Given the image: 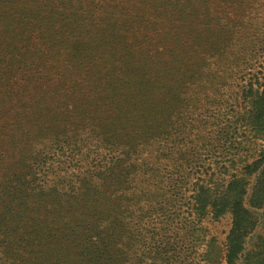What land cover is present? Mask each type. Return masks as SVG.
<instances>
[{"label": "trees", "instance_id": "obj_1", "mask_svg": "<svg viewBox=\"0 0 264 264\" xmlns=\"http://www.w3.org/2000/svg\"><path fill=\"white\" fill-rule=\"evenodd\" d=\"M9 2L0 143L35 126L49 147L0 175V264H264V0H138L116 21L114 0ZM84 13L97 34L75 37ZM78 43L71 88L49 62Z\"/></svg>", "mask_w": 264, "mask_h": 264}, {"label": "rangeland", "instance_id": "obj_2", "mask_svg": "<svg viewBox=\"0 0 264 264\" xmlns=\"http://www.w3.org/2000/svg\"><path fill=\"white\" fill-rule=\"evenodd\" d=\"M116 4H120L121 7L123 6V8L121 9L122 11H119V9L117 10L116 14L115 11L109 13L112 17H113V21H116L117 19L119 20H123V19H129L132 15L135 14V5L131 4V3H136L138 2V0H114ZM174 1V0H173ZM253 6L257 5L254 2H251ZM12 4L11 2L6 3L4 5H2L0 3V6L2 7L0 9V16L4 15L5 12V7L7 5ZM76 8L70 9L69 12H67V14H69V17H72V14H77V12L73 11ZM128 9L130 10L128 12ZM261 9L260 6H256L255 8H253V10H256L257 13H259L258 11ZM14 14V12H13ZM12 14V16H13ZM81 15V13H80ZM11 16V17H12ZM84 17L83 20L79 23V28L76 30L74 36L75 37H80V38H88L92 33L94 35H96V31L98 30V27L94 22H91V20H88L86 18V15L84 13L83 15ZM117 18V19H116ZM4 23V22H2ZM6 25V24H5ZM2 26H0L1 29ZM132 28V32L136 31L140 28H134V27H130ZM97 29V30H96ZM216 30V29H215ZM95 31V32H93ZM255 32V43H260L261 39H264V30L263 32H259V30H254ZM107 38H111V35H108ZM119 40V39H117ZM111 39H108L106 41H104V46L102 50H110L111 47L113 45H115L116 43H118L119 41H116L113 44H110L112 42H110ZM115 41V40H114ZM85 45V44H84ZM107 47H109L108 49H106ZM139 46H136L135 49H137ZM129 48V47H128ZM92 49L91 46H89V48L86 50L83 48V44L82 43H78L77 45H75V47H73V49H71L70 51H67V53L65 54V56H63L62 59L60 60H50L51 63L50 65H54L56 67H61L60 65L63 64L65 69H67V73L74 75V73H76V77L75 79L73 78V81L69 84L71 85L70 87L73 88L76 85L77 80L79 79V73L80 72H85L86 70L84 69L86 66H88V63L92 60V55L93 52H89ZM121 49V48H120ZM118 50V51H113L114 53V57H109V53L106 54V57L103 58L101 60V62L99 63L98 67L101 71V73H107L109 72L110 69L114 70L117 69V66L120 65V61H121V56H127L129 54L126 53L127 50H125V47L123 48V50ZM135 51V50H134ZM137 52V51H135ZM120 55V56H119ZM86 75V74H85ZM26 127L28 130L29 135L27 140H24L23 137L17 140H13V143L15 144V146H12L11 144L9 145H3L2 143H0V175H5L6 173H10L8 175H11V173L13 172H17L18 170L16 169L17 167H19V165L17 164V162H15L16 160H22L23 163L22 165H25L32 157V153L31 151H44L45 153L48 150V143L45 141V139L43 138V136L39 135V132H36V130H34V127L32 126L31 128H29V126H24ZM52 128H45V134H49V135H53L52 134ZM4 141L8 142L9 139H7V137H5V139H3ZM76 145V144H74ZM47 147V148H46ZM17 151H20L21 154H17ZM75 151V150H73ZM13 153V155L11 154ZM17 154V155H16ZM7 157V158H6ZM8 175L6 176V178H8ZM1 178V177H0ZM210 230H209V235L210 237L214 236L217 239H219L220 241H222L229 229L230 226V219L229 216L225 217L224 219L215 222V223H210L208 224ZM260 231V230H259ZM258 232V230L256 231V233ZM259 233V232H258ZM254 237V235H253ZM252 240V239H251Z\"/></svg>", "mask_w": 264, "mask_h": 264}]
</instances>
